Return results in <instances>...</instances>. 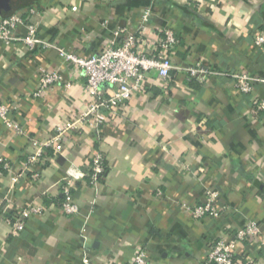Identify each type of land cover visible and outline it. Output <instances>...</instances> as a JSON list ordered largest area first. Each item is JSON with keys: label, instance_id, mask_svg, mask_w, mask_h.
I'll use <instances>...</instances> for the list:
<instances>
[{"label": "crops", "instance_id": "crops-1", "mask_svg": "<svg viewBox=\"0 0 264 264\" xmlns=\"http://www.w3.org/2000/svg\"><path fill=\"white\" fill-rule=\"evenodd\" d=\"M33 7L37 12L29 15ZM148 8L152 27L178 35L177 65L201 60L264 77V48L253 42L255 31L264 30V0H15L0 21L29 15L40 37L89 55L112 40L118 26L136 28ZM41 67L60 69L72 85L35 97ZM73 76L56 49L30 51L0 40V103L17 107L14 118L25 130L17 135L0 120V157L13 172L34 151L32 139L48 141L56 127L88 109L85 78ZM263 96L264 84L243 95L228 79L202 84L178 72L165 87L125 103L102 141L79 125L58 150L48 148L45 163L34 167L38 180L14 186L13 173L0 166V264H84V250L92 264H125L140 244L150 264H204L212 242L248 219L264 235V113L254 107ZM97 151L109 170L98 186L77 183L84 208L68 216L57 205L62 181L71 167L86 170ZM206 190L219 193L226 208L220 219H195L182 207L201 202ZM28 205L45 211L14 235L7 217ZM236 259L264 264V247L245 242Z\"/></svg>", "mask_w": 264, "mask_h": 264}, {"label": "built area", "instance_id": "built-area-1", "mask_svg": "<svg viewBox=\"0 0 264 264\" xmlns=\"http://www.w3.org/2000/svg\"><path fill=\"white\" fill-rule=\"evenodd\" d=\"M36 12L33 7L29 15ZM29 15L15 14L0 21V40L8 44L21 42L30 51L38 48L56 49L70 67L73 78L77 75L85 78L84 90L90 105L77 119L56 127L48 141L32 139L34 151L21 163L19 172H13V164L0 157V166L13 173L14 186L23 179L38 180L40 174L34 167L45 163L47 149L58 150L62 141L71 131L78 130L79 125H84L93 132L98 142L102 141L103 129L118 115L125 103L137 94L146 93L153 86L165 87L175 73H183L188 81L196 80L202 84L211 77L225 78L243 95L252 94L260 84H264V77L237 70L217 69L201 60L190 66L177 65L173 56L180 41L179 37L173 29L152 27V10L149 8L143 12L136 28L118 26L114 31V38L102 49L89 55L67 50L40 37L38 25ZM21 28L26 29V32L20 33ZM253 42L257 47L264 48V30L255 31ZM56 85L69 88L72 84L66 80L60 69L41 67L34 96L44 98ZM254 107L264 113V96L254 100ZM16 109V106L0 103V120L13 133L22 135L25 130L14 118ZM107 166L106 156L102 151H97L86 170L77 167L68 169L61 184V199L57 202L64 214L74 216L82 213L84 204L75 193L77 183L86 179L89 184L98 186L108 172ZM158 194L161 195L162 191L158 190ZM218 201L219 193L216 190H206L201 202L194 205L182 204V207L195 219H220L226 208L220 206ZM92 210L91 205L89 211ZM44 211L45 207L42 205H28L15 211L7 217L12 233L19 235L27 228L33 216L42 215ZM245 242L257 248L264 247V235L257 221L248 219L229 234L217 237L207 252L204 264H235L237 249ZM82 258L84 264H92L87 251L82 252ZM125 264H150L148 250L143 245H138L133 257Z\"/></svg>", "mask_w": 264, "mask_h": 264}, {"label": "water", "instance_id": "water-1", "mask_svg": "<svg viewBox=\"0 0 264 264\" xmlns=\"http://www.w3.org/2000/svg\"><path fill=\"white\" fill-rule=\"evenodd\" d=\"M15 0H0V14L10 10Z\"/></svg>", "mask_w": 264, "mask_h": 264}, {"label": "trees", "instance_id": "trees-1", "mask_svg": "<svg viewBox=\"0 0 264 264\" xmlns=\"http://www.w3.org/2000/svg\"><path fill=\"white\" fill-rule=\"evenodd\" d=\"M109 170V168H108V166H107V171ZM61 198H59V200H60Z\"/></svg>", "mask_w": 264, "mask_h": 264}]
</instances>
